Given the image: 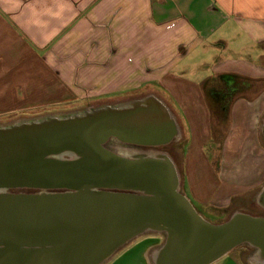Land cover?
Segmentation results:
<instances>
[{
  "label": "crops",
  "instance_id": "obj_1",
  "mask_svg": "<svg viewBox=\"0 0 264 264\" xmlns=\"http://www.w3.org/2000/svg\"><path fill=\"white\" fill-rule=\"evenodd\" d=\"M214 79L246 86L231 92L227 125L213 116ZM82 83L167 100L187 131L190 201L223 208L263 188L264 0H0V115L72 100ZM214 121L218 166L203 148Z\"/></svg>",
  "mask_w": 264,
  "mask_h": 264
},
{
  "label": "water",
  "instance_id": "obj_2",
  "mask_svg": "<svg viewBox=\"0 0 264 264\" xmlns=\"http://www.w3.org/2000/svg\"><path fill=\"white\" fill-rule=\"evenodd\" d=\"M178 135L153 94L0 126V264H103L147 232L165 237L154 264H212L242 244L264 250V215L210 223L166 154L109 148L159 147Z\"/></svg>",
  "mask_w": 264,
  "mask_h": 264
},
{
  "label": "rangeland",
  "instance_id": "obj_3",
  "mask_svg": "<svg viewBox=\"0 0 264 264\" xmlns=\"http://www.w3.org/2000/svg\"><path fill=\"white\" fill-rule=\"evenodd\" d=\"M215 84L223 83L229 89L231 88L230 79H220V81L213 80ZM78 84L77 96L73 97L72 100H67L61 103L55 104H43L38 106H31L19 109L16 112H10L0 115V126L9 125L17 122L21 119L38 117L48 114H58L69 111L88 109L93 107H98L101 105H114L122 102H127L131 99H140L146 95L153 94L156 96V92L148 87L140 89H129V90H116L113 93H108L99 87H92L93 84L87 85L85 83ZM166 105L167 100L163 99L158 95ZM156 96V97H157ZM169 108V106H167ZM179 126V135L170 143L159 146V147H130L122 144H110L109 148L113 151L127 152V153H149V154H166L174 163L178 178H179V189L186 196L183 191L182 186V176H183V164H184V146L186 143L187 131L181 126L180 118L177 113H172ZM214 117L220 116V125H227V114L220 113L217 114L215 111L213 113ZM217 121V120H216ZM212 124V135L211 138L203 145L206 152H209L207 156L215 166H218V152L219 143L223 137L225 128H222L219 124ZM235 139L234 142H236ZM218 144V145H217ZM235 146V145H234ZM214 157V158H213ZM217 158V159H216ZM231 161V160H230ZM237 163V160H232L231 165ZM233 169V168H232ZM187 197V196H186ZM189 200V198L187 197ZM190 201V200H189ZM196 211L208 222L210 223H220L225 221L232 213L242 212L254 216H263L264 208L258 203V196L256 193H244L239 195H234L231 197L228 205L223 208H215L212 206L201 207L190 201ZM216 205V204H214ZM164 235L154 232H147L138 237L131 239L129 242L121 246L117 251H115L110 258H108L103 264H134L131 260L139 259L143 250L147 253V264H154L159 247L164 242ZM257 251L245 244L239 245L229 251L226 255L222 256L218 260L214 261L212 264H261L260 259L254 258V254ZM250 258L251 262H250ZM136 264V263H135Z\"/></svg>",
  "mask_w": 264,
  "mask_h": 264
},
{
  "label": "flooded vegetation",
  "instance_id": "obj_4",
  "mask_svg": "<svg viewBox=\"0 0 264 264\" xmlns=\"http://www.w3.org/2000/svg\"><path fill=\"white\" fill-rule=\"evenodd\" d=\"M232 82L233 85L230 89L223 83H218L217 85L211 88L210 92H208L211 105L215 108L217 114L219 115L221 112L223 113L225 109H227L229 102L232 98L231 92L235 91L236 89L243 90L246 87L245 85L240 84V82L237 80L232 79Z\"/></svg>",
  "mask_w": 264,
  "mask_h": 264
},
{
  "label": "clouds",
  "instance_id": "obj_5",
  "mask_svg": "<svg viewBox=\"0 0 264 264\" xmlns=\"http://www.w3.org/2000/svg\"><path fill=\"white\" fill-rule=\"evenodd\" d=\"M262 251L264 250H258V252L254 254V258L258 257L260 260H264V254H262ZM251 259L253 258H250V262H251Z\"/></svg>",
  "mask_w": 264,
  "mask_h": 264
}]
</instances>
